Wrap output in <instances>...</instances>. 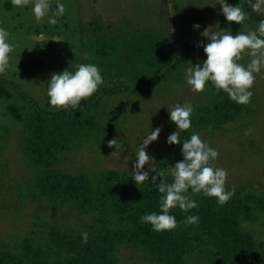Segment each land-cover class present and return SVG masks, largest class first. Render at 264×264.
<instances>
[{"label":"rangeland","instance_id":"1","mask_svg":"<svg viewBox=\"0 0 264 264\" xmlns=\"http://www.w3.org/2000/svg\"><path fill=\"white\" fill-rule=\"evenodd\" d=\"M59 2L65 5L66 12L57 24L50 25L47 17L41 21L35 19L31 3L18 8L12 0H0V26L10 33V42L15 45L10 53V63L18 68V71L9 68L0 74V79H12L41 107L50 110L59 109L48 103L46 94L53 73L68 68L75 71L81 63H94L102 70L103 85H111L113 79L118 78L128 82L141 81L150 71L147 65L150 63L144 62L145 59L148 62L159 59L168 53L167 49L171 51L173 47L196 40L207 27H212L210 32H249L264 20V12L252 11L247 0H228L233 6L245 7L250 13L241 25L226 21L220 12L219 0ZM56 3L57 0H51L49 15L55 12ZM217 22L219 26H215ZM197 23L200 25L198 30L193 28ZM36 36L45 39L37 40ZM127 36L129 45H132L128 49L125 46ZM54 37L63 41H56ZM134 44L146 46L143 56L136 58ZM113 47H117L120 53L113 55ZM106 50H111L113 56L98 62L101 59L97 60V55L102 57L99 52ZM250 59L242 56L238 62L246 65ZM191 64L193 61L182 64L180 77L172 74L145 97L127 93L103 95L98 104L81 114V118L99 127L75 138L60 167L66 172L83 173L91 178L101 170L117 169L134 182L129 173L136 161L138 145L145 135L159 127L158 139L149 144L146 151L150 157H155L156 171L164 172L165 180L171 183L170 167L158 166L166 157V140L172 133L168 110L176 104L191 103L202 97V92H193L186 83L185 69ZM114 74L119 77L115 78ZM2 91L3 86H0V94ZM252 91L251 103L246 104L239 116L214 133L202 134L201 138L218 150L219 157L212 164L228 170V190L235 186L240 196L251 193L264 198V69L256 76ZM9 102H14L20 110H27L25 99L0 98V234L13 232L22 236L32 226L33 214L37 210L33 205L21 206L17 201L15 189L22 184L29 168L20 153L19 121L6 107ZM113 139L120 146L118 152L114 146L109 147L108 142ZM144 170H149L147 165ZM155 174L150 171L149 177ZM157 187L155 192L159 194ZM255 211L257 218L254 221L241 219L240 226L257 242L264 243V213L258 209ZM49 215L57 219V226L67 233L82 229L88 223L94 224L98 218L96 214L87 215L71 208L56 210ZM114 223L120 226L117 219ZM117 255L121 264H157L150 254L131 245H121ZM185 264L211 263L205 249H191L186 253Z\"/></svg>","mask_w":264,"mask_h":264},{"label":"trees","instance_id":"2","mask_svg":"<svg viewBox=\"0 0 264 264\" xmlns=\"http://www.w3.org/2000/svg\"><path fill=\"white\" fill-rule=\"evenodd\" d=\"M128 40L129 36L125 40L127 49L132 46ZM201 41L209 42L200 36L171 51L167 49L168 53L159 59L149 62L145 59L144 62L150 63L147 64L150 71L141 81L128 82L114 74L118 79H113V84L102 85L92 97L82 100L77 109L67 111L43 108L12 79H0L3 86L0 98H22L27 103L26 111L18 109L14 102L6 107L19 121L20 153L29 168L28 175L15 189L17 201L21 206L33 205L37 210L32 226L22 236L13 232L0 234V264H121L117 255L121 245L141 248L157 264H185L186 253L191 249H205L211 264H264V243L257 242L240 226L241 219L257 218L255 209L264 213V198L251 193L240 196L236 190L221 205L215 197L189 192L198 207L188 213L178 207L172 209L170 214L176 217L178 227L155 232L150 224L140 220L144 214L160 211V194L155 192L158 184H151V177L149 182L137 185L117 169L101 170L91 178L60 167L75 138L99 127L81 118L83 112L98 104L103 95L127 93L145 97L172 74L180 77L182 64L193 61L195 65L206 59L203 48L197 46ZM152 44L150 41L149 46ZM145 47L133 45L136 58L145 54ZM119 51L113 47V55ZM110 52H99L102 57L97 55V60L101 59L98 62L112 57ZM191 104L194 106L192 127L181 132V140L189 139L193 132L200 135L216 132L246 107L229 99L227 93L217 90L211 82L206 84L202 97ZM170 124L172 132L176 131L175 124L171 121ZM166 150V157L158 166H174L183 159L181 145H169L166 140ZM69 208L87 215L96 214L98 218L94 224L67 233L49 213ZM188 215L198 216L199 223L185 224ZM115 219L120 226H115ZM83 232L88 233L87 243L82 242Z\"/></svg>","mask_w":264,"mask_h":264},{"label":"clouds","instance_id":"3","mask_svg":"<svg viewBox=\"0 0 264 264\" xmlns=\"http://www.w3.org/2000/svg\"><path fill=\"white\" fill-rule=\"evenodd\" d=\"M12 3L18 8H25L31 3L35 19L41 21L47 17V23L50 25L57 24L58 19L66 12L65 5L59 0L55 12L51 15H49L51 0H12ZM218 4L227 22L241 25L250 15L245 7L239 4L233 6L228 0H219ZM247 4L254 12H264V0H247ZM215 26H219V23L217 22ZM193 28L198 30L200 25L194 24ZM210 28L212 27L205 28L201 33L209 42L201 41L197 45L203 48L206 59L185 69L186 83L193 92L199 93L211 82L217 90L227 93L228 98L235 103L240 105L251 103L256 76L264 69V20L259 22L255 30L237 32L235 35L224 30L210 32ZM53 39L63 41L56 37ZM14 49L15 45L10 42L9 31L0 26V74H4L9 68L18 71L17 65L10 63V53ZM243 55L251 57L246 65L238 62ZM68 69L51 75L46 93L51 106L66 111L69 108L77 109L82 100L92 97L104 84L102 70L97 64L81 63L75 71ZM168 113L170 121L176 126V131L168 135L167 143L181 145L183 156L181 161L169 166L172 182L165 180L164 172L156 171L155 157H150L146 151L149 144L158 139L161 132L159 127L142 138L133 170L129 173L137 185L149 182L150 171L156 173L151 176V184H158L160 211H153L140 217L141 222L150 224L155 232L171 231L178 227L176 217L170 214L172 209L178 207L188 213L198 207L197 202L188 195L189 189L193 193L215 197L217 203L221 205L227 203L236 191L235 186L231 190L226 188L228 170L212 164V161L219 157L217 149L210 146L197 132H193L189 139L181 140V132L192 127L194 106L191 103L176 104ZM108 144L109 147L114 146L116 152L119 151L120 146L117 145L116 139L109 141ZM145 165L150 171L144 170ZM184 223L198 224L199 217L188 215ZM81 239L83 243H87L88 233L83 232Z\"/></svg>","mask_w":264,"mask_h":264},{"label":"water","instance_id":"4","mask_svg":"<svg viewBox=\"0 0 264 264\" xmlns=\"http://www.w3.org/2000/svg\"><path fill=\"white\" fill-rule=\"evenodd\" d=\"M35 38H36L37 40H38V39H45V38H42V37H40V36H36Z\"/></svg>","mask_w":264,"mask_h":264}]
</instances>
